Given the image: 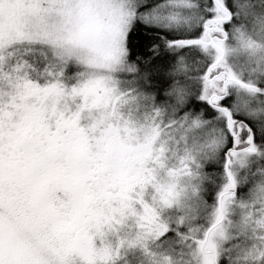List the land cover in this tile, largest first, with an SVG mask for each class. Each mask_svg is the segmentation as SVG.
<instances>
[{
    "label": "snow or ice",
    "instance_id": "obj_1",
    "mask_svg": "<svg viewBox=\"0 0 264 264\" xmlns=\"http://www.w3.org/2000/svg\"><path fill=\"white\" fill-rule=\"evenodd\" d=\"M0 264H264V0H0Z\"/></svg>",
    "mask_w": 264,
    "mask_h": 264
}]
</instances>
